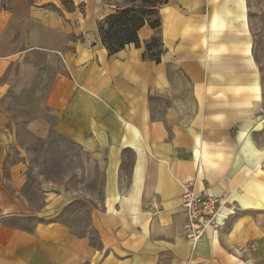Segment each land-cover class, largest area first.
Wrapping results in <instances>:
<instances>
[{"label":"crops","instance_id":"0c3cea01","mask_svg":"<svg viewBox=\"0 0 264 264\" xmlns=\"http://www.w3.org/2000/svg\"><path fill=\"white\" fill-rule=\"evenodd\" d=\"M247 0H169L110 55L103 0H0V264H264V96ZM161 38L159 62L146 44ZM105 175L90 235L6 186L12 100ZM226 200L193 247L181 198Z\"/></svg>","mask_w":264,"mask_h":264},{"label":"rangeland","instance_id":"374dc122","mask_svg":"<svg viewBox=\"0 0 264 264\" xmlns=\"http://www.w3.org/2000/svg\"><path fill=\"white\" fill-rule=\"evenodd\" d=\"M254 58L262 76L264 96V0H247ZM12 142L3 157L9 191L22 196L35 213L46 210L45 220L68 224L81 235H90L92 214L102 208L105 175L91 167L84 151L53 128L55 119L32 124L26 99L10 102Z\"/></svg>","mask_w":264,"mask_h":264},{"label":"trees","instance_id":"16d2710c","mask_svg":"<svg viewBox=\"0 0 264 264\" xmlns=\"http://www.w3.org/2000/svg\"><path fill=\"white\" fill-rule=\"evenodd\" d=\"M112 11L98 21L102 43L109 54H115L128 44L141 45L138 32L146 24L154 29L161 25L160 9L169 0H103ZM161 38L154 36L146 44L145 57L159 62Z\"/></svg>","mask_w":264,"mask_h":264},{"label":"built area","instance_id":"2783aa9c","mask_svg":"<svg viewBox=\"0 0 264 264\" xmlns=\"http://www.w3.org/2000/svg\"><path fill=\"white\" fill-rule=\"evenodd\" d=\"M222 200L212 193H197L188 189L181 198V206L186 216L184 225L185 236L195 247L208 229L217 231L220 224L217 218L220 215Z\"/></svg>","mask_w":264,"mask_h":264}]
</instances>
